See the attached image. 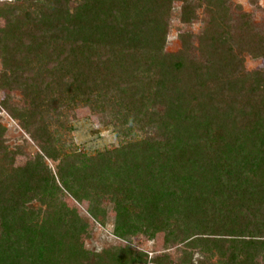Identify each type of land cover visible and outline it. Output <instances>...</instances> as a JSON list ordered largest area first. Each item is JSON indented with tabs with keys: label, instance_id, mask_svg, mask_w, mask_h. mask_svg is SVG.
Listing matches in <instances>:
<instances>
[{
	"label": "trees",
	"instance_id": "obj_1",
	"mask_svg": "<svg viewBox=\"0 0 264 264\" xmlns=\"http://www.w3.org/2000/svg\"><path fill=\"white\" fill-rule=\"evenodd\" d=\"M23 1L2 14L0 82L28 100L23 113H8L38 152L15 165L19 153L0 129V264L147 263L130 248L86 251L87 223L63 206V192L86 201L94 220L108 199L119 239L163 232L183 246L177 263L155 264L264 259V69L246 72L241 57L264 60V33L247 35L249 16L237 25L241 46L223 18L198 37L195 57L185 35L177 52L165 50L173 2L189 23L193 0ZM197 2L213 12L226 4ZM79 109L109 113L125 143L78 151L64 134Z\"/></svg>",
	"mask_w": 264,
	"mask_h": 264
},
{
	"label": "rangeland",
	"instance_id": "obj_2",
	"mask_svg": "<svg viewBox=\"0 0 264 264\" xmlns=\"http://www.w3.org/2000/svg\"><path fill=\"white\" fill-rule=\"evenodd\" d=\"M73 2L69 3V8L73 7ZM194 12L189 23L182 22V3L175 1L169 14V32L165 50L167 52H177L181 43L179 37L185 35L189 37L191 45L194 47L192 56L198 57L199 45L198 37L203 36L209 31L212 22L224 20L234 26L235 30L231 31L235 44L241 46L239 31L242 26H237L242 21L241 15L249 16L247 35L253 36L256 33H264V0H226L224 10L213 12L208 10L205 2L192 1ZM25 8L27 3L23 0H0V37H4V11L7 7ZM19 12V13H18ZM17 13L20 14L21 11ZM241 25V24H240ZM241 28V29H240ZM248 39V37H247ZM9 49V50H8ZM7 53L13 54V49L8 47ZM243 68L246 72L260 71L264 69V60L261 58H252L248 52H242ZM4 70L0 58V72ZM6 105L5 107L2 105ZM25 109H29L28 100L16 86L8 87L0 82V129L5 146L10 151L18 152L19 155L15 160V165H22L27 160L34 157L38 152L37 144L20 128L18 120L12 118L8 110L15 114H21ZM73 130L69 135L64 134L67 141H71L73 146L80 152L88 155H94L97 152H103L107 149H114L125 143L127 137L122 133L117 134L114 121L107 112L91 113L87 109H79L75 112L74 119L72 114L69 117ZM48 132L54 137H58L62 130L60 126L52 119L48 127ZM146 133L137 132V138L145 137ZM136 138H128V140ZM47 165L54 171V164L47 161ZM60 202L69 211H75L81 219L87 223L86 234L82 237L84 249L90 253H101L111 249L130 248L134 251L147 255L146 264H155L153 258L168 257L169 263H177L182 255L183 246L181 244L168 245L164 242V233L158 232L152 238H148L141 233L131 236L129 239L122 240L114 236L113 227L115 221L116 206L111 204L108 199L100 202V209L104 214H100L98 220H94L88 214V203L86 201L76 202L69 194L63 192L59 196ZM36 207L38 204L34 203ZM196 258V256L194 257ZM87 262V260H84ZM168 262L166 264H168ZM109 264V263H107ZM257 264H264V259L259 258Z\"/></svg>",
	"mask_w": 264,
	"mask_h": 264
}]
</instances>
